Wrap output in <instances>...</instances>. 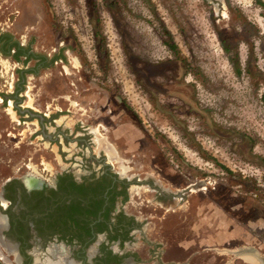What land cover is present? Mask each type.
I'll list each match as a JSON object with an SVG mask.
<instances>
[{"label":"rangeland","instance_id":"obj_1","mask_svg":"<svg viewBox=\"0 0 264 264\" xmlns=\"http://www.w3.org/2000/svg\"><path fill=\"white\" fill-rule=\"evenodd\" d=\"M29 7L40 16V43L59 46L68 39V53H62L54 77L25 75L24 102L41 111L62 110L57 118L67 133L85 132L80 125H91V115L108 117L113 124L94 125L137 168H161L177 181L188 172L204 174V190L190 193L188 210L151 202L154 192L147 186L130 192V211L163 216L153 219L158 226L149 236H168L175 260L264 264V5L257 0H29ZM0 63V89H6L4 79L11 74L15 89L18 67L2 54ZM103 107L111 111L108 116ZM20 120V125L12 121L0 106V165L20 163L34 150L52 154L38 122ZM72 143L68 148L80 149ZM40 159L35 156V163ZM158 179L169 190L185 185ZM249 247L258 253L249 255L252 260L235 252Z\"/></svg>","mask_w":264,"mask_h":264},{"label":"flooded vegetation","instance_id":"obj_2","mask_svg":"<svg viewBox=\"0 0 264 264\" xmlns=\"http://www.w3.org/2000/svg\"><path fill=\"white\" fill-rule=\"evenodd\" d=\"M257 1L264 5V0ZM39 17L31 13L29 0H0V54L19 72L15 89L14 74L4 79L0 106L8 113L10 101L15 100V118L8 113L11 120L18 125L20 117L36 120L41 139L52 151L48 157L47 151L34 150L20 163L0 165V264H190L188 257L175 260L170 255L168 236L159 240L149 236L158 226L153 219L162 221L163 216L136 215L128 207L129 197L134 186H147L154 192L151 202L163 208L170 202L177 203L176 208L187 205L188 210L190 193L204 190V174L188 172L177 181L166 177L161 168L151 166L146 171L130 165L134 159L122 157L107 136L93 132L94 124H113L106 116L91 115L87 119L91 125H80L85 132L67 133L61 117L57 118L62 110L27 106L23 97L28 94L22 91L27 86L25 75L54 77L62 53H68L64 49L68 39L59 46L40 43ZM104 109L102 114L108 116L111 111ZM96 135L105 137L121 162L109 159L105 144L98 148ZM72 142L81 144L80 149L68 148ZM35 156L40 163H35ZM120 164L127 168L125 174ZM158 176L185 185L169 190Z\"/></svg>","mask_w":264,"mask_h":264},{"label":"bare ground","instance_id":"obj_3","mask_svg":"<svg viewBox=\"0 0 264 264\" xmlns=\"http://www.w3.org/2000/svg\"><path fill=\"white\" fill-rule=\"evenodd\" d=\"M73 62L77 64V63H78V60H77L75 57H73ZM9 104H10V106H9V108H8V113L11 115L12 118H15V111L12 109V101H10ZM26 105L29 106V107H33L31 101H28ZM93 132H94L95 134L99 132V128H98V126L93 128ZM99 135H101V134H99ZM97 142H98V144H99V147H102L104 144L106 145V148H104V149H105V150L107 149V151H108V154H107V155H109V159H111V160H121V159L119 158V156L117 155L115 149H114L113 147H111L109 144H107L105 137L97 136ZM107 145H108V146H107ZM99 147H98V148H99ZM120 165H121V164H120ZM126 171H127L126 167L123 166V165H121V172H122V174H123V173L125 174ZM243 251H245V250H243ZM236 252H237V251H236ZM241 252H242V251H241ZM237 253H239V252H237ZM241 254H243V256H248V257H245V258H247V259H248V258H249V259H250V258L253 259V256H252V257H251V256L249 257L250 253H249V254H247V253H241ZM254 258H256V256H255ZM252 259H250V260H252ZM256 259H258V258H256ZM253 261H254V260H253Z\"/></svg>","mask_w":264,"mask_h":264},{"label":"trees","instance_id":"obj_4","mask_svg":"<svg viewBox=\"0 0 264 264\" xmlns=\"http://www.w3.org/2000/svg\"><path fill=\"white\" fill-rule=\"evenodd\" d=\"M167 46H168V48L176 55H178L179 53L177 52V48H176V46H175V44L172 42V41H170V40H166V43H165ZM218 166L219 167H221L223 170H225V171H227V172H229L230 170L226 167V166H224V165H222V164H218Z\"/></svg>","mask_w":264,"mask_h":264},{"label":"crops","instance_id":"obj_5","mask_svg":"<svg viewBox=\"0 0 264 264\" xmlns=\"http://www.w3.org/2000/svg\"><path fill=\"white\" fill-rule=\"evenodd\" d=\"M233 230H235V228L233 229ZM235 233V234H234ZM236 233H237V231H233V236H231V238H236L237 237V235H236ZM191 242H189V244H190ZM241 250H245V249H241ZM241 250H239V251H237V252H239L238 254L239 255H242L243 256V254H241V253H247V254H249L248 252H247V249L245 250V251H242L241 252ZM236 252V251H235Z\"/></svg>","mask_w":264,"mask_h":264},{"label":"water","instance_id":"obj_6","mask_svg":"<svg viewBox=\"0 0 264 264\" xmlns=\"http://www.w3.org/2000/svg\"><path fill=\"white\" fill-rule=\"evenodd\" d=\"M242 249H245V250L247 249V252H250V254L258 255L257 250L254 247L242 248Z\"/></svg>","mask_w":264,"mask_h":264}]
</instances>
